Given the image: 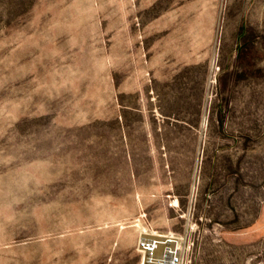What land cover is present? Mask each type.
Returning a JSON list of instances; mask_svg holds the SVG:
<instances>
[{
    "label": "rangeland",
    "instance_id": "374dc122",
    "mask_svg": "<svg viewBox=\"0 0 264 264\" xmlns=\"http://www.w3.org/2000/svg\"><path fill=\"white\" fill-rule=\"evenodd\" d=\"M264 264V0H0V264Z\"/></svg>",
    "mask_w": 264,
    "mask_h": 264
},
{
    "label": "built area",
    "instance_id": "2783aa9c",
    "mask_svg": "<svg viewBox=\"0 0 264 264\" xmlns=\"http://www.w3.org/2000/svg\"><path fill=\"white\" fill-rule=\"evenodd\" d=\"M193 246L194 241L187 234L144 228L136 249L140 264H191Z\"/></svg>",
    "mask_w": 264,
    "mask_h": 264
},
{
    "label": "bare ground",
    "instance_id": "6f19581e",
    "mask_svg": "<svg viewBox=\"0 0 264 264\" xmlns=\"http://www.w3.org/2000/svg\"><path fill=\"white\" fill-rule=\"evenodd\" d=\"M143 230H144V228H143ZM143 230H141V231H143Z\"/></svg>",
    "mask_w": 264,
    "mask_h": 264
}]
</instances>
